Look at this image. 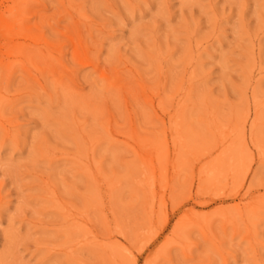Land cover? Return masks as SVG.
Wrapping results in <instances>:
<instances>
[{
	"label": "rangeland",
	"instance_id": "rangeland-1",
	"mask_svg": "<svg viewBox=\"0 0 264 264\" xmlns=\"http://www.w3.org/2000/svg\"><path fill=\"white\" fill-rule=\"evenodd\" d=\"M0 264H264V0H0Z\"/></svg>",
	"mask_w": 264,
	"mask_h": 264
},
{
	"label": "bare ground",
	"instance_id": "bare-ground-1",
	"mask_svg": "<svg viewBox=\"0 0 264 264\" xmlns=\"http://www.w3.org/2000/svg\"><path fill=\"white\" fill-rule=\"evenodd\" d=\"M88 61V60H87ZM86 60H83V64L82 65H89V61L87 62ZM111 77V76H110ZM115 83V82H114Z\"/></svg>",
	"mask_w": 264,
	"mask_h": 264
}]
</instances>
